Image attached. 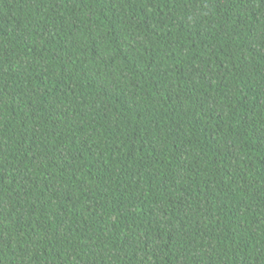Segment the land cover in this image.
Instances as JSON below:
<instances>
[{
    "label": "trees",
    "instance_id": "trees-1",
    "mask_svg": "<svg viewBox=\"0 0 264 264\" xmlns=\"http://www.w3.org/2000/svg\"><path fill=\"white\" fill-rule=\"evenodd\" d=\"M0 264H264V0H0Z\"/></svg>",
    "mask_w": 264,
    "mask_h": 264
}]
</instances>
